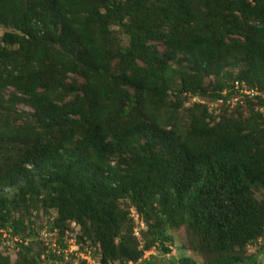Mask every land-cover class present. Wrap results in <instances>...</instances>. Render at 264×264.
<instances>
[{"label":"trees","instance_id":"trees-1","mask_svg":"<svg viewBox=\"0 0 264 264\" xmlns=\"http://www.w3.org/2000/svg\"><path fill=\"white\" fill-rule=\"evenodd\" d=\"M0 27V230L28 236L41 204L60 229L78 224L101 264H149L121 233L133 207L143 250L167 252L166 228L184 224L210 239L203 264L255 263L259 251L264 264L263 248L244 250L264 236L250 191H264V98L235 118L198 102L185 124L176 117L186 95L225 102L234 79L264 96V0H0ZM19 253L15 264H36L31 248Z\"/></svg>","mask_w":264,"mask_h":264},{"label":"rangeland","instance_id":"rangeland-1","mask_svg":"<svg viewBox=\"0 0 264 264\" xmlns=\"http://www.w3.org/2000/svg\"><path fill=\"white\" fill-rule=\"evenodd\" d=\"M113 29L117 30L116 27H114ZM3 31H4L3 28L0 27V35L2 34ZM119 36L121 37V39L123 40V42L125 44L126 43V37L124 35H120V34H119ZM159 43H161V42L155 43V45L157 46L156 49L158 50V52H162L163 48L161 47V45H159ZM149 44L153 45V43H150V42H149ZM242 69H243V67H241V66L227 67V68L223 69L222 75L229 74L230 79H228V81H230V80H233L239 74V72ZM216 78H221V73H219ZM75 80L77 81V84H79V85L81 84L80 78L75 77ZM214 82H215V77L214 78H212V77L211 78H205L203 85H202L203 90L211 91L212 90L211 84ZM231 83H230V85H231ZM174 88H177V87L171 86L172 90H176ZM171 89H169L167 91V98L166 99H168V100L169 99L173 100V97H172L173 95L170 91ZM13 92L14 91L12 89L7 88V89L3 90L1 92V94H2L3 98L6 99ZM222 94H224V93H222ZM253 94H255V93H253ZM258 96L264 98L263 94H259ZM230 98H232V97H230ZM181 99L184 100V105H182V107L178 109L177 116H176L178 118H181V121H183L187 110L191 107L192 104H194L196 102L202 104L203 106H206L207 110L210 109L213 112L212 113L213 117H215L216 119H218L219 117H225V118L226 117H233V118H235L237 114L235 115V113H232L233 108H235L236 106L239 108L238 104L233 102L232 99L230 100L229 103H227V102L223 103V102L218 101V100H216L212 103V102L207 101V99H205L199 95H195V96L186 95L185 97H181ZM251 101L255 102V99H253ZM255 111L261 113L264 116V105H256ZM14 112H18V113L22 112V113L28 114V113H31L32 110L29 109L27 106L17 104L14 107ZM247 114L248 113L243 111L241 117L245 118V117H247ZM182 123L185 124L186 121L184 120ZM118 160H120V158ZM250 191H251V195L253 198L257 199L258 201H264V191L262 189L257 188L256 186H253V187H251ZM8 192H9V190H6V193H8ZM43 212L44 213H51V212L54 213V211L50 212L49 210H44ZM26 216L30 217L31 214L29 216V214L27 213ZM127 219H128V224H129L130 229L128 228L129 229L128 230V229L123 228V230L121 231V229H120V231L124 235H126L130 231V236L132 237L133 224L131 222V219L128 216H127ZM143 228L145 230L144 224H143ZM24 233L26 234L27 231H23V233H22L23 236H24ZM166 233L172 238L171 244L168 245L169 247H167L168 251L163 252L160 250L159 251L154 250L152 252L153 254L149 256L148 262H146V263H149V264H178L177 261L180 258H189L195 264H203L207 261L212 260V258H214V254L209 251L208 242L210 241V239L208 237H204L201 239H200V237H196L192 233V231L189 228H187V226H185L184 224L180 225V226H176V227H167ZM135 241L137 242L136 239H135ZM88 242H90V241H88ZM37 243H39L37 241V237L34 236L32 238V245H31L32 250L31 251H32L33 255L38 254V256H39L41 250H40L39 246L37 245ZM90 247H94V249H95V247H97V246L92 244ZM2 251L3 250L0 249V252H2ZM98 252H99V250H98ZM15 257H16L15 254L11 255L10 261L8 260L9 264H15L16 263L18 256L16 258ZM38 259H39V257H38ZM245 259H247V258H245ZM249 259H250V257H249ZM249 259H247V260H249ZM251 259H250V261H252L254 259L255 263L257 261H260L261 259H263L262 252H260V251L257 252L253 256V259L252 260ZM247 262L248 261H245L244 263L248 264ZM255 263L251 262L250 264H255ZM142 264H145V263H142Z\"/></svg>","mask_w":264,"mask_h":264},{"label":"built area","instance_id":"built-area-1","mask_svg":"<svg viewBox=\"0 0 264 264\" xmlns=\"http://www.w3.org/2000/svg\"><path fill=\"white\" fill-rule=\"evenodd\" d=\"M231 88L233 91L232 98H229L223 103H229L232 99L236 104H241L243 96H253L256 92L246 87L244 83L232 82ZM223 91L222 93H224ZM255 93V94H253ZM235 105V104H234ZM127 216L133 224L132 237L137 240V248L142 249L143 243L140 241V232L144 231L142 218L133 207L128 208ZM43 217V216H41ZM40 217V218H41ZM52 218L43 217L35 226L37 232V241L39 242L42 254L40 255L39 264H101L98 247H90V242L87 240L84 243H78L80 236V227L74 221L67 222L62 231L57 227L52 226ZM2 242L0 248L7 251L18 252L19 245H26V241L20 237H11L8 233L2 232ZM262 238H257L254 243L248 246V253L253 251L255 247L262 244ZM97 248V249H96ZM152 249L143 251L142 256L136 263L146 260L152 254ZM147 253V254H146ZM115 264V263H106ZM126 264H134L128 261Z\"/></svg>","mask_w":264,"mask_h":264},{"label":"clouds","instance_id":"clouds-1","mask_svg":"<svg viewBox=\"0 0 264 264\" xmlns=\"http://www.w3.org/2000/svg\"><path fill=\"white\" fill-rule=\"evenodd\" d=\"M233 82H237V80H233ZM240 83H243V82H241L240 81ZM247 87V86H246ZM248 88V87H247ZM250 90H252V91H254V92H256V95H253V96H251V97H249V96H243V98H242V102H241V104H239L238 106H243L244 105V102H245V100L246 101H251V100H253L254 99V97H256V96H258L259 95V93L256 91V90H254V89H252V88H249ZM213 103V102H212ZM255 107H256V105H254V111H255ZM206 111H208V112H211V113H213L210 109L209 110H207L206 109ZM256 112V111H255ZM213 116V115H212ZM214 118V117H213ZM216 119V118H215ZM41 204H39L38 206H37V208L36 209H33V210H31L30 211V214H31V216H30V218H29V220H30V222H31V225H30V232H29V235L27 236L26 234H24V236L22 235V233H20V234H17V235H15V234H13V235H10L8 232H9V230H7L6 228L5 229H2V230H0V233H1V236H2V232H5V233H8L11 237H15V236H18V237H20L22 240H24V241H26V245H23V244H21V245H19L18 247H19V251L18 252H11V251H7V249H2V248H0L1 250H3L2 252H0V255L1 256H3V257H6V258H8V260L10 261V258H11V255L12 254H15L16 255V257L20 254L19 252L21 251V246H23V247H29V248H31V250H32V238L34 237V236H36L37 235V232L35 231L36 230V228H35V226L38 224V222L41 220V218H43V217H46V218H52V226H54V227H57L60 231H62L63 230V228L65 227V225H66V223L67 222H70V221H67V222H65L64 223V225H63V227H62V229H60V227H58L56 224H55V221H56V216H57V214H56V212L54 211V210H51V209H49V211L51 212V211H54V213L53 212H51V213H44L43 211H44V209L40 206ZM136 211V210H135ZM53 213V214H52ZM17 213H15L14 212V216L16 215ZM41 216H43V217H41ZM41 217V218H40ZM145 225V224H144ZM263 232H264V230H263ZM257 238H259V237H257ZM256 238V239H257ZM260 238H262V244L259 246V247H261V248H263L264 249V236H260ZM255 239V240H256ZM37 245L39 246V248H40V245H39V243H37ZM249 245H251V242L249 241L246 245H245V247H244V250H245V252H246V256L248 257V254H250V253H248V250H250V249H248V246ZM143 248V247H142ZM138 249V248H137ZM153 251L155 250L154 248H151ZM150 249V250H151ZM40 250H41V248H40ZM138 250H142V253H143V251H149V250H143V249H138ZM152 251V252H153ZM42 254V250H41V252H40V254H39V256H38V254H34V257L36 258V264H39L40 263V255ZM153 254V253H152ZM151 254V255H152ZM142 256V255H141ZM150 256V255H149ZM149 256H148V258H149ZM15 257V258H16ZM38 257H39V259H38ZM141 258V257H140ZM139 258V259H140ZM148 258L146 259V260H143V261H148ZM132 262V261H131ZM142 262V261H141ZM141 262H139V263H141Z\"/></svg>","mask_w":264,"mask_h":264}]
</instances>
